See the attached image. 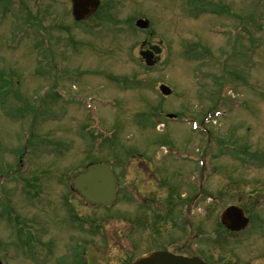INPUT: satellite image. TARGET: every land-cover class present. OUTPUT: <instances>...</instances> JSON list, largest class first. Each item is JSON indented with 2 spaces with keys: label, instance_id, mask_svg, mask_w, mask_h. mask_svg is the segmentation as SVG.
<instances>
[{
  "label": "rangeland",
  "instance_id": "obj_1",
  "mask_svg": "<svg viewBox=\"0 0 264 264\" xmlns=\"http://www.w3.org/2000/svg\"><path fill=\"white\" fill-rule=\"evenodd\" d=\"M102 1L84 23L73 19L71 0H33L37 14L0 1V180L11 179L0 185V260L73 264L79 251L94 264H128L169 250L215 264H264V205L257 206L264 198V0ZM139 18L149 30L136 27ZM218 28L225 32H211ZM145 42L164 48L152 68L139 53ZM160 84L172 95L161 94ZM89 96L98 115L84 105ZM220 98L229 107L239 101L205 124ZM169 113L196 117L211 136L169 122ZM202 153H215L207 191L194 185L200 169L191 157ZM91 162L117 173L115 205L96 209L71 191V179ZM20 164L27 172L16 175ZM196 192L203 197L190 224L199 227L180 231L173 221ZM230 205L252 217L239 243L221 224ZM75 210L79 229L70 222ZM17 222L47 231L25 245L18 227L27 226ZM198 231L205 237L196 242Z\"/></svg>",
  "mask_w": 264,
  "mask_h": 264
},
{
  "label": "water",
  "instance_id": "obj_2",
  "mask_svg": "<svg viewBox=\"0 0 264 264\" xmlns=\"http://www.w3.org/2000/svg\"><path fill=\"white\" fill-rule=\"evenodd\" d=\"M92 6V8H91ZM99 6V0H73L74 15L77 19L86 18V16L95 11ZM91 8V9H90ZM89 9V10H88ZM89 11V12H88ZM88 13V14H87ZM141 27H146L148 22H138ZM157 53L161 49L157 46L152 47ZM149 65H153V54L151 52H142ZM161 90L165 95H169V87L162 85ZM73 188L87 202L92 204L110 205L117 195V181L115 173L112 172L109 165L90 166L85 172L79 174L72 181ZM227 227L232 230H240L246 226L248 219L244 216L243 211L237 207L228 208L223 216ZM134 264H205L199 258H187L176 256L169 252H155L147 257H143Z\"/></svg>",
  "mask_w": 264,
  "mask_h": 264
},
{
  "label": "flooded vegetation",
  "instance_id": "obj_3",
  "mask_svg": "<svg viewBox=\"0 0 264 264\" xmlns=\"http://www.w3.org/2000/svg\"><path fill=\"white\" fill-rule=\"evenodd\" d=\"M191 223V222H190ZM190 225H192V226H194V227H199V225H196V224H190ZM201 230V229H200ZM90 263L92 262V259L89 261ZM73 264H80V261H78V259L77 258H74V263ZM86 264V263H85ZM92 264H94L93 262H92Z\"/></svg>",
  "mask_w": 264,
  "mask_h": 264
}]
</instances>
